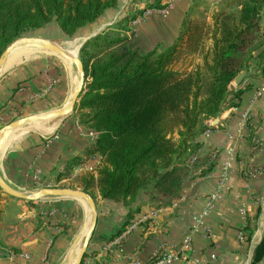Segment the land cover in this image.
<instances>
[{
	"label": "crops",
	"instance_id": "crops-1",
	"mask_svg": "<svg viewBox=\"0 0 264 264\" xmlns=\"http://www.w3.org/2000/svg\"><path fill=\"white\" fill-rule=\"evenodd\" d=\"M159 1L167 6L148 8L145 11L149 14L144 11L129 22L128 45L132 49L145 53L169 47L193 2ZM201 1L212 7L221 0ZM151 2L123 0L100 26L75 39L84 41ZM35 36L50 37L44 33ZM19 56L14 62L8 56L0 67L1 113L11 114L32 104H37L41 112L64 107L77 85L74 65L43 50L16 68L4 69L19 61ZM246 79L237 85H250L240 95L238 105L220 106L221 111L206 121L214 128L204 129L194 139L199 144L196 161L183 187L167 204L156 208L142 195L139 211L126 223V207L94 191L97 219L80 264H148L157 252L173 256L167 264H250L255 246L264 238V86L253 101L261 76ZM246 110L248 117L242 125L241 115ZM49 134L16 135L5 144L0 152V175L8 185L18 190L30 188L34 170H39L42 181L58 184L71 183L85 172L96 177L99 157L86 156L95 132L69 113L58 119ZM73 159L82 161L73 166L69 177H64ZM225 162L228 166L220 197L204 217L209 232L201 228L195 231L189 249L182 254L181 242L190 233L206 197L217 190ZM0 205V264H60L63 260L69 264V257L83 243L90 210L80 198L46 197L32 205L12 198L1 199ZM82 228L81 238L74 243ZM256 264H264V253Z\"/></svg>",
	"mask_w": 264,
	"mask_h": 264
},
{
	"label": "trees",
	"instance_id": "trees-1",
	"mask_svg": "<svg viewBox=\"0 0 264 264\" xmlns=\"http://www.w3.org/2000/svg\"><path fill=\"white\" fill-rule=\"evenodd\" d=\"M120 4L0 0V55L17 38L50 26L57 32L53 36L80 37L100 26ZM202 5L205 2L193 0L177 38L163 51L142 53L128 45V24L143 10L116 19L79 49L84 80L72 112L95 132L86 156L96 154L99 163L96 177L85 172L60 187H79L93 199L96 190L101 198L120 202L127 209L126 223L139 211L142 195L159 208L183 187L188 159L199 147L194 139L205 128H214L206 121L220 106H237L250 86L230 87L242 65L262 76L264 0H221L210 15L207 7L200 10ZM165 6L159 0L147 5ZM80 161L71 160L63 176L69 177ZM1 214L0 205V220ZM263 253L264 238L255 246L250 264Z\"/></svg>",
	"mask_w": 264,
	"mask_h": 264
},
{
	"label": "water",
	"instance_id": "water-1",
	"mask_svg": "<svg viewBox=\"0 0 264 264\" xmlns=\"http://www.w3.org/2000/svg\"><path fill=\"white\" fill-rule=\"evenodd\" d=\"M89 38L90 37L85 39L79 45L78 50ZM16 48H33V49H39V50H46V51L53 52L61 56L62 58L70 61L76 68V71L78 74V83L76 87L74 88V90L72 91V94L70 96V102L67 106H64L62 108H59L53 111L45 112V113L24 116V117H21L19 119H16L4 125L0 129V152L5 146L7 139L9 138L13 130L21 128V127H25L31 123L38 122L41 120H46V119H50L54 117H64L68 115L70 112H72L73 107L78 100L79 93L83 87L84 72H83V65H82L81 59L77 55L71 54L66 48L61 47L56 42L48 38L37 37V36H22L20 38H17L15 41L7 45L6 48L3 50V52L1 53L0 67L3 64H5L8 55ZM250 76H252V73L247 74L245 70H243L235 76L233 80V84L237 86L244 79ZM220 111H221V108L219 107L217 114ZM216 120L217 119H215V121H212V125H215V123L217 122ZM0 190H2L3 193H5L6 195L10 197L20 199V200H25V201H37V200H41L46 197H75V198L82 199L87 204L90 210V215L87 220V222H89L88 229L85 235L83 236V243L78 252L77 258L74 262V264L81 263L83 255L86 250V246L94 230L96 219H97L95 201L89 194L85 193L84 191L80 189L69 188V187H41V188L33 190L32 192L27 193V192L20 191L18 189H14L10 185H8L1 175H0ZM83 228L81 229L80 234H78L75 237L74 243L77 242L81 238V232L83 231ZM60 264H68V263L65 260H63Z\"/></svg>",
	"mask_w": 264,
	"mask_h": 264
},
{
	"label": "rangeland",
	"instance_id": "rangeland-1",
	"mask_svg": "<svg viewBox=\"0 0 264 264\" xmlns=\"http://www.w3.org/2000/svg\"><path fill=\"white\" fill-rule=\"evenodd\" d=\"M122 1L123 0H121V3H122ZM133 1V0H132ZM151 1H154V0H149V2H151ZM232 1H235V0H232ZM216 5V4H215ZM214 5V6H215ZM214 6H212V7H214ZM207 7V9H208V11H206V14L207 15H210V13H211V9H212V7H210V6H208V5H202L201 7H199L200 8V10H205V8ZM230 8L232 9V8H235V5H231L230 6ZM146 9H148V7H146V8H144V9H142L143 10V13H144V11L146 10ZM163 9V8H162ZM263 12V10H261V9H259V12ZM146 13V12H145ZM146 14H149V13H146ZM129 15H132V11H130L129 12ZM143 15V14H142ZM139 16H141V15H139ZM263 16H264V12H263ZM264 18V17H263ZM51 27V29H53V30H49V28H44V29H39V30H37V31H35L33 34H31L32 36H35V34L37 35V33H39V34H41V33H44V34H46V35H48V36H50V37H46V38H48V39H50V40H52V41H54V42H56L58 45H60L61 47H63V48H68V47H70V46H72L75 42L76 43H79V44H81L82 42H83V39H75V38H73V39H63L62 37H60V36H58V35H56V36H53L54 35V33H57L56 32V30H55V28H54V26H50ZM30 35V36H31ZM37 37H39V36H37ZM90 37H92V36H90ZM44 38V37H43ZM77 38V37H76ZM19 50H23L24 52L26 51V53H28V55L27 56H24L23 54L22 55H20L19 57V61H17V62H15L14 64H12V65H10V66H8V67H5L4 69L6 70V69H11V68H16L17 66H19V65H21V63H23V61H25L26 59H32L33 57H35V56H37V55H40L41 53H42V51L43 50H39V49H33V48H19L18 49V51ZM30 52V53H29ZM77 52V53H76ZM75 53H76V55L79 57V50H76L75 51ZM80 58V57H79ZM73 67V70H74V72H75V75H76V77H77V79H78V74H77V71H76V68H75V66H72ZM3 69V70H4ZM243 70H245V72L247 73V74H251L252 73V76H255V75H257V72H256V70H254V69H251V68H249V67H247L246 66V64H243L242 65V70L241 71H243ZM240 71V72H241ZM239 72V73H240ZM261 72V71H260ZM76 87V86H75ZM231 88H235V86L234 85H232L231 86ZM36 105L37 104H32V105H29L28 106V108H26V109H21V110H16V111H12L11 112V114H9V113H1V111H0V129L4 126V125H6V124H8L9 122H11V121H14V120H16V119H19V118H21V117H24V116H29V115H32V114H37V113H45V112H49V111H53V110H44V112L42 111H39L38 109H37V107H36ZM61 106V105H60ZM62 108V107H61ZM70 113H72L73 114V112H70ZM52 119V118H51ZM78 120V119H77ZM57 121H58V119H55V124L57 123ZM79 122V121H78ZM80 124V123H79ZM33 125L34 124H30V125H28L27 127H25V128H21V129H16V130H13V132L12 133H19L18 135H38V136H42V137H46V136H48V135H50V134H41V133H39L38 131H36V129H34L33 128ZM206 129V128H205ZM204 131V130H203ZM195 155H196V153H195ZM192 157V155L189 157V159H188V162H187V164H188V167L189 168H191V165L192 164H190V158ZM39 170H34V172H33V181H32V185H31V187L30 188H28V189H26V190H20V191H23V192H27V193H29V192H32L33 190H35V189H38V188H41V187H60V185L62 184H58V183H53L52 181H42L41 179H40V176H39ZM69 188H74V187H69ZM81 190V189H80ZM13 197H10V196H8V195H6L5 193H3V191L2 190H0V204H1V199L3 200V199H6V200H10V199H12ZM13 199H16V198H13ZM18 200H20V199H18ZM20 201H24L25 203H26V201L25 200H20ZM88 224V223H87ZM87 226V225H86Z\"/></svg>",
	"mask_w": 264,
	"mask_h": 264
},
{
	"label": "built area",
	"instance_id": "built-area-1",
	"mask_svg": "<svg viewBox=\"0 0 264 264\" xmlns=\"http://www.w3.org/2000/svg\"><path fill=\"white\" fill-rule=\"evenodd\" d=\"M146 13H148L149 11H145ZM247 79H244L243 81H246ZM242 81V82H243ZM264 86V66L262 69V76H261V83L260 85L256 88L255 91V95L253 97V101L259 97L261 90L263 89ZM248 117V112L247 110L244 111L241 115V124H245V121L247 120ZM208 131V130H207ZM212 159L214 158V155H212L211 157ZM195 156L192 155V157L190 158V164H194L195 163ZM228 163L225 162L223 167H222V174L219 178V185L218 188L215 192H213L212 194L208 195L205 199V202L203 204V207L200 211V213H198L194 219H193V227L190 231V233L185 236L181 242L180 245V252L183 254L184 252H186L189 247H190V241H191V236L193 235V233L195 231H197L199 228H201L202 230H204L205 232H209V228L207 227V225L204 223V217L212 211V209L214 208L215 202L218 200V198L220 197V187L222 184V181L224 180L225 176H226V169H227ZM239 238H242V235L239 234ZM173 258L172 255L170 254H161L160 252L155 253V255L152 257V259L150 260V262L148 264H167L170 262V260Z\"/></svg>",
	"mask_w": 264,
	"mask_h": 264
},
{
	"label": "bare ground",
	"instance_id": "bare-ground-1",
	"mask_svg": "<svg viewBox=\"0 0 264 264\" xmlns=\"http://www.w3.org/2000/svg\"><path fill=\"white\" fill-rule=\"evenodd\" d=\"M79 43H74L72 46H70V47H68V48H66L71 54H73V55H76V53H75V51L76 50H78V47H79ZM35 50V49H34ZM30 53V52H29ZM21 54H26V55H28V53H26V51L24 52L23 50H19V51H13V52H11V54L10 55H8L9 56V58H8V60L9 61H12V62H14V61H16L17 60V57L19 56V55H21ZM66 60V59H65ZM68 61V60H67ZM70 62V61H69ZM71 63V62H70ZM4 65V64H3ZM2 65V66H3ZM7 67H8V65H7ZM77 83H78V79H77ZM69 102H70V99H69V101L67 102V104L65 105V106H67L68 104H69ZM55 119H60V117H54V118H50V119H46V120H41V121H38V122H34V123H31V125L32 124H34L33 125V128L34 129H36V131H38L39 133H41V134H49L54 128H55V126L57 125V123H58V121H57V123L55 124ZM30 125V124H29ZM28 126V125H27ZM27 126H25V127H27ZM25 127H21V128H25ZM21 128H18V129H21ZM16 130V129H15ZM19 133H11L10 134V136H9V138L7 139V142L6 143H8V141L11 139H13L16 135H18ZM10 140V141H11ZM4 148H5V146H4ZM88 224H87V226H86V228H85V230L87 231V229H88ZM86 233V232H85ZM85 233H84V235H85ZM83 235V236H84ZM83 239V238H82ZM78 244V243H77ZM81 245H82V242H81ZM81 245L79 244L78 246H77V248L74 250V252H73V254L69 257V264H74V262H75V260H76V258H77V255H78V250H80V248H81ZM79 246H80V248H79ZM74 249V248H73Z\"/></svg>",
	"mask_w": 264,
	"mask_h": 264
}]
</instances>
